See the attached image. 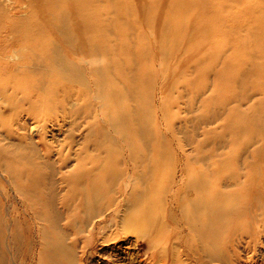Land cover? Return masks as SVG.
<instances>
[{
  "label": "bare ground",
  "instance_id": "6f19581e",
  "mask_svg": "<svg viewBox=\"0 0 264 264\" xmlns=\"http://www.w3.org/2000/svg\"><path fill=\"white\" fill-rule=\"evenodd\" d=\"M27 1L25 17L0 11V98L16 104L8 120L25 113L44 126L56 117L73 122L78 115L86 117L85 150L74 179L92 167L98 173L106 170L112 181L124 170L134 175L128 192L119 182L115 186L139 205L128 216V226L149 221L164 234L161 226L168 216L148 212L162 205L156 206V197L146 199L154 181L149 171L162 165L159 147L147 153L157 134L149 101L159 81L164 93L160 109L169 128L178 117L171 110L177 98L172 89L180 85L192 98L201 97L200 113L186 120L190 131L183 132V139L195 145L181 164L185 182L171 190L179 213L170 207L169 218L193 235L195 249L214 253L222 252L217 240L225 237L217 230H232L240 217L252 224L264 218V205L254 197L264 194V0ZM11 49L17 59L8 60ZM70 102L75 105L69 107ZM213 120L219 121L209 127ZM201 126L202 137L196 139L190 132ZM107 129L110 142L103 146L99 136H106ZM88 148L96 160L98 150L103 153L99 171ZM105 148H111L112 156ZM19 158L4 156L0 167L20 172L28 185L30 170L14 165ZM121 164L133 166L127 172ZM169 174L166 168L164 179L155 181L156 194L167 193ZM209 233L210 244L203 238ZM207 256L206 263L213 260Z\"/></svg>",
  "mask_w": 264,
  "mask_h": 264
},
{
  "label": "rangeland",
  "instance_id": "374dc122",
  "mask_svg": "<svg viewBox=\"0 0 264 264\" xmlns=\"http://www.w3.org/2000/svg\"><path fill=\"white\" fill-rule=\"evenodd\" d=\"M28 9L27 0H0V11L7 17H25ZM7 58L17 59L13 49ZM85 63L82 66L87 74ZM147 63L157 67V62ZM172 90L177 98L171 110L178 117L169 128L160 109L164 93L159 81L153 84L149 101L157 134L147 153L149 155L154 147H159L158 160L162 165L157 171H149V179L154 181L151 187L148 186L146 199L150 202L157 199L156 206L162 205V210H156L152 205L148 212L162 213L158 218L168 216V222L161 226L162 231L166 230L164 234L155 229L160 228L158 224L153 227L149 221L128 226V216L139 211V205L136 201L134 204L129 195L117 193L115 186L119 182L123 192H128L134 175H127L124 170L119 180L112 181L113 178L106 176V170L98 173L92 167L87 171L88 175L74 179L79 154L85 150L86 117L78 115L74 122L70 118L56 117L44 126L40 125L44 121L36 123L25 113L8 120L15 112L16 104L0 98V160L4 156L19 155L22 158L16 159L14 165L30 170L23 173L28 174L30 183L23 185L24 176L20 172L7 173L0 167V264H264V218L252 224L246 217H240L232 230L226 227L217 230L225 236L217 240L221 247L223 245L221 253L195 249L193 235L187 234L186 230L180 231L175 220L169 218L172 210L176 216L179 213L177 206L171 203V190L185 182L181 164L186 160L185 156L193 155L190 151L195 145L193 141L183 139V132L189 134L190 131L186 120L198 116L201 99L199 96L192 98L193 95L180 85ZM208 92L206 90L205 94ZM74 105V102L69 103V107ZM218 121L213 120L208 126L213 127ZM203 128L205 126L191 130L190 134L200 139ZM109 133L107 129L106 136H99L103 146L110 142ZM256 146L254 143L249 148ZM110 149L105 148V153L112 156ZM87 150L95 154L91 148ZM102 154L98 150V160L95 154L93 161V164L98 162V171L104 162ZM163 165L172 177V187L164 197L156 194L159 187L154 185L156 180L165 177ZM132 166L121 164L120 167L129 172ZM124 183L128 185L124 186ZM254 197L256 202L264 205V194L258 193ZM212 237L210 233L203 235L209 244ZM209 254L213 260L208 259L206 263Z\"/></svg>",
  "mask_w": 264,
  "mask_h": 264
}]
</instances>
